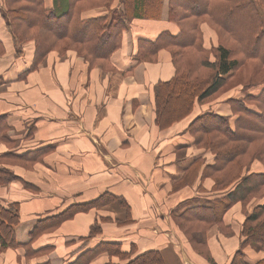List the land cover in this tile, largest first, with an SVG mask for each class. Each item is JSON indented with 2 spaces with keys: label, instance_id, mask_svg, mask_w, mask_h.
<instances>
[{
  "label": "crops",
  "instance_id": "obj_1",
  "mask_svg": "<svg viewBox=\"0 0 264 264\" xmlns=\"http://www.w3.org/2000/svg\"><path fill=\"white\" fill-rule=\"evenodd\" d=\"M43 2L51 8L58 0ZM127 4L131 6L132 1ZM4 7L5 0H0V41L5 48L0 55V169L10 170L17 179L0 184V204L19 205L15 240L27 243L38 220L67 205L93 201L103 192L128 203L130 220L121 222L126 211L116 201L100 203L37 235L30 242L35 251L30 256L22 247L0 249V264H69L103 239L120 242L122 250L133 243L137 253L157 249L165 264H210L192 249L171 215L222 194L214 190L213 179L203 175L213 154L198 148L186 127L205 110L231 114L223 99L233 92L194 105L189 115L167 128L155 125L153 87L173 75L171 56L160 49L156 61L135 62L132 53L140 36L153 37L160 28L175 30L167 22V0H162L160 19L130 18L121 46L111 54V67L106 68L89 66L68 49L63 54L49 51L29 70L34 43H21L20 53L15 54ZM123 7L121 0H112L109 9ZM109 9H83L80 17L97 16ZM202 30L205 43H213L212 32L206 27ZM34 150L37 160L31 168L13 160ZM262 171L264 165L255 159L247 172ZM252 203L246 205V213ZM244 216L237 202L223 216L229 230L223 231L217 224L207 228L214 264L229 263L240 243ZM99 218L100 231L88 237ZM244 254L254 261L264 251L248 245ZM108 260L106 253H99L88 264Z\"/></svg>",
  "mask_w": 264,
  "mask_h": 264
},
{
  "label": "trees",
  "instance_id": "obj_2",
  "mask_svg": "<svg viewBox=\"0 0 264 264\" xmlns=\"http://www.w3.org/2000/svg\"><path fill=\"white\" fill-rule=\"evenodd\" d=\"M127 1L130 0H121L123 10H117L109 9L112 0H58L51 8H46L43 0H5L4 16L15 54L20 53L21 43L27 40L34 43L29 70L49 51L63 54L68 49L82 56L89 66L106 68L111 67V54L121 46L122 33L130 18L160 19L161 16L162 0H131V6L126 5ZM96 6L109 10L89 18L80 17L83 9ZM127 7L131 9L126 11ZM166 18L175 30L160 28L153 37L140 36L132 53L135 62L156 61L160 49L167 50L171 56L173 75L168 80L157 81L153 87L155 125L159 129L167 128L189 115L194 105L233 92L223 99L231 114L205 110L186 127L194 144L213 154V162L204 166L203 175L211 177L214 190L222 194L189 206L171 218L192 249L214 264L206 230L212 224L219 225L223 231L229 230L223 224V216L239 202L245 214L241 239L228 264H264V255L249 261L244 254L248 245L264 251V171L247 172L255 159L264 165V0H167ZM203 27L214 35L213 43H205ZM4 51L0 41V55ZM236 92L239 96L234 95ZM36 152H26L13 160L31 168L37 160ZM24 160L29 163L25 164ZM13 179L17 176L10 170L0 169V184ZM114 201L126 211L121 222H128V203L122 197L103 192L93 201L67 205L55 215L38 220L25 244L17 242L14 234L20 218L19 205L0 204V249L22 247L26 256H30L35 252L30 242L43 231L56 229L79 211ZM252 201V209L246 213V205ZM100 229L99 218L90 227L88 237ZM99 253L109 256L106 264H115L112 257L122 261L117 264H165L157 249L137 253L132 243L122 250L120 242L110 239L87 248L69 264H88Z\"/></svg>",
  "mask_w": 264,
  "mask_h": 264
},
{
  "label": "rangeland",
  "instance_id": "obj_3",
  "mask_svg": "<svg viewBox=\"0 0 264 264\" xmlns=\"http://www.w3.org/2000/svg\"><path fill=\"white\" fill-rule=\"evenodd\" d=\"M4 10H5V7H4ZM60 44H63V43H60ZM203 201V200H202ZM113 263L117 264V263H122V261H120L119 259H117L116 262L112 261Z\"/></svg>",
  "mask_w": 264,
  "mask_h": 264
}]
</instances>
